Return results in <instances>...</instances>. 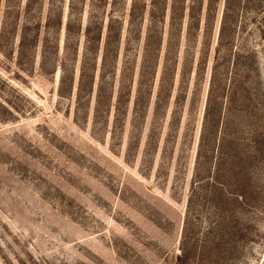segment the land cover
Instances as JSON below:
<instances>
[{
  "label": "rangeland",
  "instance_id": "374dc122",
  "mask_svg": "<svg viewBox=\"0 0 264 264\" xmlns=\"http://www.w3.org/2000/svg\"><path fill=\"white\" fill-rule=\"evenodd\" d=\"M0 264H264V0H0Z\"/></svg>",
  "mask_w": 264,
  "mask_h": 264
}]
</instances>
